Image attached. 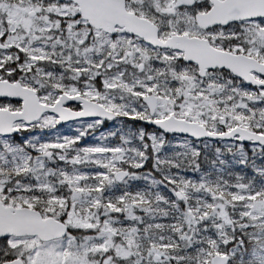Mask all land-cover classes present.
<instances>
[{
    "label": "snow or ice",
    "instance_id": "1",
    "mask_svg": "<svg viewBox=\"0 0 264 264\" xmlns=\"http://www.w3.org/2000/svg\"><path fill=\"white\" fill-rule=\"evenodd\" d=\"M0 264H264V0H0Z\"/></svg>",
    "mask_w": 264,
    "mask_h": 264
}]
</instances>
